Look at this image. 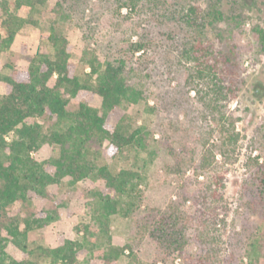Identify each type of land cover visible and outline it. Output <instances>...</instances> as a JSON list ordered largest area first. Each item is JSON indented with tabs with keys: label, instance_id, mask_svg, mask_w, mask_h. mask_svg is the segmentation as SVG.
<instances>
[{
	"label": "trees",
	"instance_id": "trees-1",
	"mask_svg": "<svg viewBox=\"0 0 264 264\" xmlns=\"http://www.w3.org/2000/svg\"><path fill=\"white\" fill-rule=\"evenodd\" d=\"M50 1L0 0V264H122L125 249L131 245L114 243L111 217H132L136 212L141 231L164 251L157 259L172 250L183 254L188 242L186 230L194 227L198 252L187 256L189 263L222 264L210 244L214 235L207 229L209 199L215 196L210 168L216 149L223 151L235 144L238 132H233L220 115L216 119L220 141L202 136L195 140L203 152L195 163L194 175L204 177L197 181L191 196L199 205L196 214L182 212L181 205L190 199L185 195L164 209H141L144 190L139 164L145 165L157 154L153 131L139 121L144 112L155 108L145 96L142 73L124 57L126 53L101 60L95 49L86 45L80 61L89 70L78 74L73 61L76 46L67 33L69 14L64 4L68 0H56L52 10L47 8ZM137 1L123 0L119 10L122 5L133 9ZM147 1L156 9L162 36L178 43L187 91L195 90L210 115L219 113L218 101L227 96L225 84L206 63L207 51L202 52L205 46L200 35L207 24L223 17L221 1L210 0L203 9L191 3L168 6L166 0L164 4L162 0ZM25 25L38 28L39 41H45L49 49H39L26 66L1 62L2 53ZM172 25L178 31L171 29ZM148 45L149 41L140 39L130 44V51L144 52ZM187 62L196 64V69L190 70ZM189 135L174 130L176 141L185 149L193 143ZM45 144L52 148L51 154L35 159L31 152ZM130 157L133 165L121 164ZM254 160L257 168L249 191L263 206L264 162H259L258 156ZM79 183L86 185L77 188ZM54 187H62L61 194L69 197L67 202L72 197L83 200L89 220L75 225L77 238L60 232L55 245H44L31 239L30 232L59 220L62 209L70 213L64 198H54ZM236 240L243 251L232 252L226 264L236 260L264 264V230L255 232L244 225ZM125 264L146 263L130 256Z\"/></svg>",
	"mask_w": 264,
	"mask_h": 264
},
{
	"label": "rangeland",
	"instance_id": "rangeland-1",
	"mask_svg": "<svg viewBox=\"0 0 264 264\" xmlns=\"http://www.w3.org/2000/svg\"><path fill=\"white\" fill-rule=\"evenodd\" d=\"M76 1L68 0L64 8L69 14L67 33L76 46L73 61L78 74L83 75L89 70L80 61V52L86 45L95 49L101 60H112L126 53L124 57L142 73L145 96L149 105L155 107L151 112H144L139 120L149 126L157 141V154L148 158L145 165L142 162L139 164L144 190L141 209H164L170 201L185 195L190 199L181 205L182 212L196 214L199 205L191 196L196 192L197 181L204 177L199 175L197 179L194 175L195 163L203 152L201 143L195 140L202 136L218 143L220 132L216 119L220 115L224 116L226 124L232 126L233 132H238L235 144L223 151L216 149L210 168L215 196L209 199L207 229L214 235L210 244L217 252V260L226 264L232 252L243 251V245L238 244L236 239L244 225L255 232L264 230V205L254 201L249 191L252 174L257 168L254 157L258 156L259 162H264V38H261V34L264 36V0H220L223 17L207 24L200 35L205 46L202 52L207 51L205 61L223 78L227 94L219 99L220 112L215 117L206 111L195 90L187 91L184 81L186 72L178 61V43L162 36L160 30L163 29L158 27L154 14L156 9L153 10L149 1L138 0L133 9L122 5L120 10L123 0ZM209 1L166 0L164 3L168 6L176 2L191 3L203 9ZM55 3L56 0H51L47 8L56 9ZM40 32L38 28L25 25L2 53L1 62L26 66L39 49L48 50V44L39 41ZM188 33L196 35L191 31ZM140 39L149 41L148 48L132 54L130 44ZM186 65L193 71L197 66L188 62ZM2 90L0 81V92ZM98 101L95 100V104ZM175 129L190 133L189 137L193 140L190 149L183 148L176 141ZM51 150L45 144L40 150L32 151L31 155L42 159L51 154ZM133 159L130 157L121 164L131 166ZM82 185L86 183H79L76 187ZM61 188H53L54 198H64L70 213L62 209L59 220L30 232L31 239L40 244L55 245L60 232L77 238L75 225L89 220L83 200L72 197L67 202L68 196L61 194ZM139 216L136 212L132 217L121 214L111 217L114 243L131 245V248L125 249L122 264L130 256L146 264H190L187 256L198 252L194 227L186 230L188 242L183 254L172 250L164 254V258L157 259L158 253L164 251H160L157 242L141 231ZM178 257L180 260L176 263ZM234 262L243 264L239 260Z\"/></svg>",
	"mask_w": 264,
	"mask_h": 264
},
{
	"label": "built area",
	"instance_id": "built-area-1",
	"mask_svg": "<svg viewBox=\"0 0 264 264\" xmlns=\"http://www.w3.org/2000/svg\"><path fill=\"white\" fill-rule=\"evenodd\" d=\"M179 260H180V258L178 257V258L175 260V262H176V263H178V262H179Z\"/></svg>",
	"mask_w": 264,
	"mask_h": 264
}]
</instances>
